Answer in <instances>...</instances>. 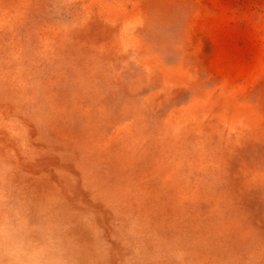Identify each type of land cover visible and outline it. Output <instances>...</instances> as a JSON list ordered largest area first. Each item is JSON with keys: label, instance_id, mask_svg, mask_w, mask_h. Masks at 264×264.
Returning <instances> with one entry per match:
<instances>
[{"label": "rangeland", "instance_id": "rangeland-1", "mask_svg": "<svg viewBox=\"0 0 264 264\" xmlns=\"http://www.w3.org/2000/svg\"><path fill=\"white\" fill-rule=\"evenodd\" d=\"M0 226L35 264H264V0H0Z\"/></svg>", "mask_w": 264, "mask_h": 264}, {"label": "clouds", "instance_id": "clouds-1", "mask_svg": "<svg viewBox=\"0 0 264 264\" xmlns=\"http://www.w3.org/2000/svg\"><path fill=\"white\" fill-rule=\"evenodd\" d=\"M0 236L7 238L9 241L7 252L10 257V264H35V261L31 257L27 261L21 259L25 255V252L18 249L11 231L6 233L3 226H0ZM0 264H3V260H0Z\"/></svg>", "mask_w": 264, "mask_h": 264}]
</instances>
